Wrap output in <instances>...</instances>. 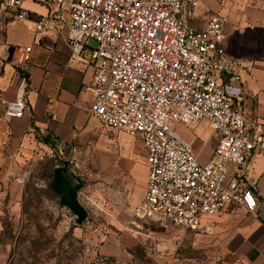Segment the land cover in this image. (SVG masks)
<instances>
[{"label": "built area", "instance_id": "built-area-1", "mask_svg": "<svg viewBox=\"0 0 264 264\" xmlns=\"http://www.w3.org/2000/svg\"><path fill=\"white\" fill-rule=\"evenodd\" d=\"M32 1L46 8L35 30L64 31L73 58L92 68L90 113L142 142L146 184L138 216L199 232L230 206L256 214L246 169L263 136L245 106L242 68L223 47L225 17L200 25V0ZM23 2L0 0V21L26 19ZM0 105L6 119H17L28 100L21 93ZM202 121L220 136L205 163L175 129L181 123L193 131ZM37 157L77 178L65 145L53 142Z\"/></svg>", "mask_w": 264, "mask_h": 264}, {"label": "rangeland", "instance_id": "rangeland-1", "mask_svg": "<svg viewBox=\"0 0 264 264\" xmlns=\"http://www.w3.org/2000/svg\"><path fill=\"white\" fill-rule=\"evenodd\" d=\"M246 4L261 8L264 0H200L196 15L202 25L220 14L239 36H259L263 44L257 47L264 49V29L241 26ZM175 129L187 141L194 137L181 123ZM74 157L82 181L81 223L49 188L48 159H27L0 181V264H234L225 259L215 231L199 234L137 215L146 168L140 140L107 130L95 157Z\"/></svg>", "mask_w": 264, "mask_h": 264}, {"label": "crops", "instance_id": "crops-1", "mask_svg": "<svg viewBox=\"0 0 264 264\" xmlns=\"http://www.w3.org/2000/svg\"><path fill=\"white\" fill-rule=\"evenodd\" d=\"M23 6L29 12L26 19L0 21V99L12 100L23 93L28 100L24 115L17 119H6L0 105V181L9 170L20 169L27 159L37 157L53 142L65 145L73 157L90 152L95 157L98 144L109 130L90 113L94 98L90 88L92 68L73 58L64 31L35 30L37 15L46 13L44 6L32 0H24ZM239 19L244 28L264 29V7L246 4L240 8ZM260 44L263 41L257 35L239 36L231 24L225 29L223 47L242 68L245 106L259 121L263 136L260 150L246 169L255 192L256 214L230 206L206 218L205 229L198 232L220 234L225 259L234 264H264V49L257 47ZM27 47L29 52L25 51ZM193 131V139L184 140L198 161L205 163L211 159L220 136L206 121ZM145 184L146 168L137 204Z\"/></svg>", "mask_w": 264, "mask_h": 264}, {"label": "water", "instance_id": "water-1", "mask_svg": "<svg viewBox=\"0 0 264 264\" xmlns=\"http://www.w3.org/2000/svg\"><path fill=\"white\" fill-rule=\"evenodd\" d=\"M82 181L69 174L65 167L58 166L53 169L49 188L59 196V205L71 211L76 221L84 212V206L78 198V189Z\"/></svg>", "mask_w": 264, "mask_h": 264}, {"label": "trees", "instance_id": "trees-1", "mask_svg": "<svg viewBox=\"0 0 264 264\" xmlns=\"http://www.w3.org/2000/svg\"><path fill=\"white\" fill-rule=\"evenodd\" d=\"M49 163L53 164L52 165V170L57 167V165L52 161V160H49ZM253 195L255 196V192L253 191ZM85 218V212H83V214L76 220V223H81L83 222Z\"/></svg>", "mask_w": 264, "mask_h": 264}]
</instances>
